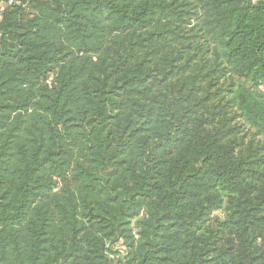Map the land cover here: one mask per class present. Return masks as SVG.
Returning a JSON list of instances; mask_svg holds the SVG:
<instances>
[{
    "label": "trees",
    "instance_id": "obj_1",
    "mask_svg": "<svg viewBox=\"0 0 264 264\" xmlns=\"http://www.w3.org/2000/svg\"><path fill=\"white\" fill-rule=\"evenodd\" d=\"M0 0V264H264V0Z\"/></svg>",
    "mask_w": 264,
    "mask_h": 264
},
{
    "label": "built area",
    "instance_id": "obj_2",
    "mask_svg": "<svg viewBox=\"0 0 264 264\" xmlns=\"http://www.w3.org/2000/svg\"><path fill=\"white\" fill-rule=\"evenodd\" d=\"M251 1H252V3H256V2L259 1V0H251ZM12 3H13V0H9V1H8V4H9V5H11Z\"/></svg>",
    "mask_w": 264,
    "mask_h": 264
}]
</instances>
